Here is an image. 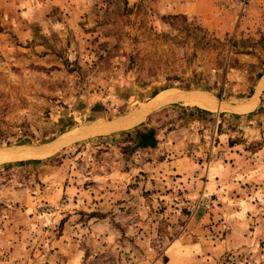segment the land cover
Segmentation results:
<instances>
[{"label": "rangeland", "instance_id": "1", "mask_svg": "<svg viewBox=\"0 0 264 264\" xmlns=\"http://www.w3.org/2000/svg\"><path fill=\"white\" fill-rule=\"evenodd\" d=\"M183 1L0 0V145L67 137L167 89L248 98L264 0L241 19ZM210 109L170 104L0 162V264H264V94L249 112Z\"/></svg>", "mask_w": 264, "mask_h": 264}, {"label": "water", "instance_id": "2", "mask_svg": "<svg viewBox=\"0 0 264 264\" xmlns=\"http://www.w3.org/2000/svg\"><path fill=\"white\" fill-rule=\"evenodd\" d=\"M262 76H261L259 83L257 84V87L252 92V94L248 98L238 103H229L223 100L218 95H215L205 90L180 89V88L167 89L164 95H168L169 97L165 99L163 102L157 104L156 106L149 105L150 102L153 101L152 99L146 105L139 106L129 111L128 113L115 117L113 119L95 123L89 126L88 129L71 134V136L69 135L61 139L45 141L43 143L36 144V145L24 144V143L23 144L15 143V144H9V145H4V146L0 145V150L2 151L3 149H14V150L17 149V150H21V151H25L29 153H34V154L52 153L76 141L98 136L101 134L114 131L116 129L134 125L144 120L150 114L161 109L164 106L174 104V103H184L186 100H188L189 96L192 94L193 95H208L210 101L216 105L217 109H222V110H226V111L233 112V113L249 112L260 103L261 97L264 94V78H262ZM132 120L133 122H131L130 125H124ZM95 128L97 129L101 128L103 130H96Z\"/></svg>", "mask_w": 264, "mask_h": 264}, {"label": "bare ground", "instance_id": "3", "mask_svg": "<svg viewBox=\"0 0 264 264\" xmlns=\"http://www.w3.org/2000/svg\"><path fill=\"white\" fill-rule=\"evenodd\" d=\"M169 96H164L161 98H156V100L151 101L150 102V106H156L157 104L163 102L165 99H167ZM185 103L187 104H195L198 106H203V107H207V108H211L213 109L214 107H216V105L210 101L209 96L208 95H190L188 100L185 101ZM146 105V104H145ZM132 121H129L128 123L124 124V125H129L131 124ZM122 125V126H124ZM96 130H103L101 128ZM95 130V131H96ZM71 136V135H70ZM17 154L18 156L14 155ZM31 155V153H26L25 151H21V150H14V149H3L2 151L0 150V162L2 161H9L11 159H15V158H19L20 157H29Z\"/></svg>", "mask_w": 264, "mask_h": 264}, {"label": "crops", "instance_id": "4", "mask_svg": "<svg viewBox=\"0 0 264 264\" xmlns=\"http://www.w3.org/2000/svg\"><path fill=\"white\" fill-rule=\"evenodd\" d=\"M183 1V0H182ZM194 3H195V0H184L183 2H181L180 3V5H175V6H177L178 8L180 7L181 8V10H178L179 12H182V13H185V14H193V11H192V9H194ZM263 76H262V78H264V74H262ZM260 79H261V77L258 79V81L256 82V86H255V88L257 87V84L259 83V81H260ZM255 88H254V90H255ZM164 91H167V90H164ZM163 92V91H162ZM159 98V97H158ZM149 102H147V103H145V104H148ZM144 104V105H145ZM211 110V109H210ZM194 114L192 113V116H193ZM202 114L201 115H198V117H200V118H202ZM217 122H218V120H217ZM205 128V127H204ZM210 128H211V131H210V133H211V135L213 134V136H216L217 135V133H216V129H215V127L214 126H210ZM191 128H186V127H182V128H179V129H177L178 131H180L181 130V132L183 131H189ZM206 131V130H205ZM144 133H146V135H147V133L148 132H145V131H143ZM154 132V135L156 134V132L155 131H153ZM141 135H143V133L141 134ZM146 135H144L145 137H146ZM223 134H218L217 136L218 137H221ZM148 136H150V133H148ZM153 139H154V137H153ZM177 162L178 161H176V162H172V165H175L176 167L178 166V164H177ZM162 166H164V165H162ZM154 170V169H153ZM176 170H177V172L180 174L181 173V171L179 170V168H176ZM149 181V180H148Z\"/></svg>", "mask_w": 264, "mask_h": 264}, {"label": "built area", "instance_id": "5", "mask_svg": "<svg viewBox=\"0 0 264 264\" xmlns=\"http://www.w3.org/2000/svg\"><path fill=\"white\" fill-rule=\"evenodd\" d=\"M252 0H217V6L226 11L233 12L238 19L243 18L249 11Z\"/></svg>", "mask_w": 264, "mask_h": 264}, {"label": "trees", "instance_id": "6", "mask_svg": "<svg viewBox=\"0 0 264 264\" xmlns=\"http://www.w3.org/2000/svg\"><path fill=\"white\" fill-rule=\"evenodd\" d=\"M186 88H189V87H186ZM218 96L219 97H222V95L221 94H218ZM141 132V131H140ZM143 132V131H142ZM139 134H141V133H139ZM146 137L148 138L149 136H148V134L146 135ZM143 142H141L140 143V146H142L141 144H142ZM38 162H40V160H38V159H36V160H26V161H19V162H17L19 165H23V164H28V163H38Z\"/></svg>", "mask_w": 264, "mask_h": 264}]
</instances>
